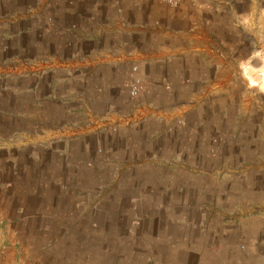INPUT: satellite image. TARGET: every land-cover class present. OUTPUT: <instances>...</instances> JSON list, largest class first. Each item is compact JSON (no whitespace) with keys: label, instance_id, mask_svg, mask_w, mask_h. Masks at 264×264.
<instances>
[{"label":"crops","instance_id":"obj_1","mask_svg":"<svg viewBox=\"0 0 264 264\" xmlns=\"http://www.w3.org/2000/svg\"><path fill=\"white\" fill-rule=\"evenodd\" d=\"M181 3L183 9L210 4ZM159 4L32 0L14 9L1 3L8 12L0 16V214L7 245L1 264H264V146L194 148L208 155L194 168L218 173L203 183L211 192L188 195L183 185L155 179L146 183L143 201L222 208L161 204L145 209L140 221L136 194L125 192L132 184L115 180L117 192H104L101 167L89 161L102 143L100 132L89 129L119 120L133 66L159 100L174 84L224 89L226 38L200 18L185 26ZM121 138L112 141L118 154L144 143L137 134L128 135L132 143ZM221 173H227L224 187Z\"/></svg>","mask_w":264,"mask_h":264},{"label":"rangeland","instance_id":"obj_2","mask_svg":"<svg viewBox=\"0 0 264 264\" xmlns=\"http://www.w3.org/2000/svg\"><path fill=\"white\" fill-rule=\"evenodd\" d=\"M31 1L0 0V16L8 13L2 11V2H5V6H12L15 9L20 3L29 5ZM157 1L168 17L182 19L185 26L186 20L200 18L205 25L209 23L206 27H209L214 34L226 38L227 55L223 60L226 65L220 68L221 71L225 69L226 72L220 77L224 89L193 90V88L183 89L180 84H174L170 85V89L164 88V96L161 100L157 94L155 95V91L145 86L143 97L134 102L130 100L128 92L124 89L121 93L123 101L117 107L119 120L113 122L108 120L100 123V126L97 122L91 125L92 131L89 129V132H100L99 141L102 140V143L99 142V149L89 156V161L101 167L98 177L104 178V192L107 188L108 192H117L116 183L112 182L115 180L122 179L132 184L125 192L130 189V193L133 192L137 196L134 203L137 212L139 211L136 221L143 220L138 215L145 209L161 204L172 209L222 208L219 203L210 206L211 203L202 201L189 200L184 203L174 201L162 203L159 199L157 202L143 201V193L148 190L146 183L155 179L166 182L172 180L178 186L183 185L184 194L188 195L211 192L203 183L209 180L208 175L212 172L218 173L212 168L209 171L206 170L209 168L203 170L194 168L195 163L204 164L205 159H208L207 153L194 154V148H204L208 151L211 147L233 145L264 146V0H201L210 3L205 9L189 8V6L183 9L181 0L176 8ZM76 30V27L71 28V31ZM193 94L201 96L198 102L183 101ZM187 104L191 108L186 113H182L179 108ZM148 108L149 111L162 112V116L159 115L160 113H146L145 109ZM137 112L153 116L146 122L138 118L133 119V115ZM122 134L126 138H121L124 140L121 143L130 139L127 138L128 135L135 134L140 135L144 143L141 142V146L135 147V153L118 154L112 147L113 142H117V136ZM129 142L132 143L133 140L130 139ZM129 149L127 147V151ZM214 163L217 165V160ZM220 176L225 178L221 183L224 187L227 173H221ZM89 177L94 176L89 175ZM87 190L89 193H95L96 187L88 186ZM172 192L174 193L175 189ZM130 220L125 218L124 225H128Z\"/></svg>","mask_w":264,"mask_h":264},{"label":"built area","instance_id":"obj_3","mask_svg":"<svg viewBox=\"0 0 264 264\" xmlns=\"http://www.w3.org/2000/svg\"><path fill=\"white\" fill-rule=\"evenodd\" d=\"M160 2H162L163 4L171 7V8H176L179 6V0H159ZM140 68L138 66H133L132 67V71L130 72V78L128 79L125 89L128 92V96L130 98L131 101H138L140 100L145 92V82L144 80L141 78L140 76ZM153 116L151 114H140V113H135L133 115V119H137L140 121H148L149 118ZM164 120V119H161ZM3 226H4V219L0 214V259H2L6 249H7V245L4 244L3 240H4V230H3ZM1 261V260H0Z\"/></svg>","mask_w":264,"mask_h":264}]
</instances>
